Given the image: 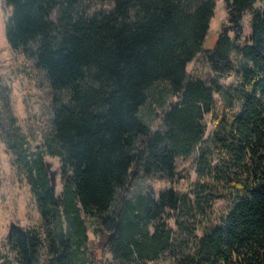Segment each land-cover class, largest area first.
I'll use <instances>...</instances> for the list:
<instances>
[{"label": "trees", "instance_id": "1", "mask_svg": "<svg viewBox=\"0 0 264 264\" xmlns=\"http://www.w3.org/2000/svg\"><path fill=\"white\" fill-rule=\"evenodd\" d=\"M4 1L8 43L34 59L52 93L46 150L4 134L49 222L45 236L12 222L18 264H264V0H226L210 48L217 0ZM196 57L208 77L188 69ZM157 82L175 98L152 126L140 109ZM195 150L191 179L177 158ZM45 152L61 158L60 191ZM140 176L170 184L134 192ZM90 215L99 237L85 257Z\"/></svg>", "mask_w": 264, "mask_h": 264}, {"label": "rangeland", "instance_id": "2", "mask_svg": "<svg viewBox=\"0 0 264 264\" xmlns=\"http://www.w3.org/2000/svg\"><path fill=\"white\" fill-rule=\"evenodd\" d=\"M260 4V2H257ZM10 6L0 0V264H18L16 253L10 249L9 228L12 222L41 229L43 236L45 221L38 207L31 184L26 176L18 174L12 164V155L4 134L23 136L30 150L43 149L45 136L51 131L52 100L48 82L35 65L34 59L11 48L5 35V22L10 14ZM227 20L226 0H217L210 26L203 42L205 48L214 45L219 32ZM244 35L251 32L250 15L243 16ZM194 58L188 64V69L201 77H208L212 72L208 64ZM232 78L221 80L226 84ZM175 97L166 82H157L149 90L148 99L141 106L140 113L145 121L156 126L159 123V113L162 108ZM213 124L208 122L205 137L212 131ZM45 160L50 162L52 169H57L56 186L62 189L60 172V156L45 152ZM180 175L194 179L197 175L198 152L195 150L189 155H180L177 158ZM170 183L159 177H138L133 185L134 192L152 188L158 190ZM216 206L224 209L225 199L218 198ZM85 249L81 252L86 255L87 246L99 237V225L93 216L86 217ZM43 245L39 249L42 263L49 257L47 240L43 238ZM106 256H109L106 254ZM79 262V261H78Z\"/></svg>", "mask_w": 264, "mask_h": 264}, {"label": "water", "instance_id": "3", "mask_svg": "<svg viewBox=\"0 0 264 264\" xmlns=\"http://www.w3.org/2000/svg\"><path fill=\"white\" fill-rule=\"evenodd\" d=\"M46 162H47V167L49 169L52 186L55 187L56 186V177H57L58 170L57 169H52L50 162H48V161H46ZM11 227H12V224L10 225V228Z\"/></svg>", "mask_w": 264, "mask_h": 264}, {"label": "flooded vegetation", "instance_id": "4", "mask_svg": "<svg viewBox=\"0 0 264 264\" xmlns=\"http://www.w3.org/2000/svg\"><path fill=\"white\" fill-rule=\"evenodd\" d=\"M9 232H10V228H9Z\"/></svg>", "mask_w": 264, "mask_h": 264}]
</instances>
